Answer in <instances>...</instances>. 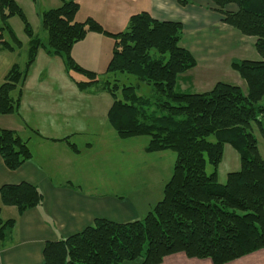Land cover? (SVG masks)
<instances>
[{"label":"trees","instance_id":"1","mask_svg":"<svg viewBox=\"0 0 264 264\" xmlns=\"http://www.w3.org/2000/svg\"><path fill=\"white\" fill-rule=\"evenodd\" d=\"M176 1L181 7L190 3ZM211 2L223 24L254 39L260 59L230 65L245 83L246 92L225 83H216L202 94L177 90L181 76L196 67L193 56L181 46L183 28L178 22H159L144 11L129 18L125 31L110 34L92 19L76 22L79 5L61 0L58 8L39 15L47 37L43 43L22 9L13 0H0V50L13 52L21 46L8 23L11 18L20 20L28 39L24 67L11 66L0 84V116L18 113L21 89L39 50L62 60L79 91L97 86L99 75L84 70L71 57L75 44L88 33H96L113 40L103 73L107 80L101 84L112 99L109 125L120 139L147 137V153H175L162 199L142 220H94L77 234L46 243L42 264H162L176 254L229 264L264 250V161L252 133L255 126L264 140V103L258 105L264 97V0ZM70 73L86 81L77 82ZM118 74L150 87L152 97L139 96V84L113 81L111 85L109 77ZM225 145L237 153L239 170L227 174L222 185L217 170ZM0 159L13 172L31 159V152L15 132L0 129ZM0 202L22 215L41 206L43 196L27 183L4 185ZM14 225L13 219L4 221L0 216L1 244Z\"/></svg>","mask_w":264,"mask_h":264},{"label":"crops","instance_id":"2","mask_svg":"<svg viewBox=\"0 0 264 264\" xmlns=\"http://www.w3.org/2000/svg\"><path fill=\"white\" fill-rule=\"evenodd\" d=\"M13 1L22 9L34 34L32 26L43 30L39 15L61 5V0ZM71 1L79 5L76 22L92 19L110 34L125 31L129 18L144 11L156 21L180 23L183 28L181 46L196 61V67L187 73L201 65L204 74L212 75L216 74L220 67L232 70L230 65L233 61L260 59L257 53L253 54L251 51V48H254V39L244 37L223 24L211 0H190L184 7L179 6L176 0ZM233 8L229 7L232 11ZM13 19L8 21L11 28ZM12 29L16 34L15 29ZM16 30L20 31L18 28ZM17 39L20 41L18 37ZM25 40L28 46V39ZM20 43L22 45L21 41ZM112 44L113 40L106 36L88 33L81 42L73 46L71 57L84 70L97 75L103 74L111 59ZM2 52L15 55L18 49L13 52L0 50V53ZM41 63L44 65L42 71L47 74L45 77H52L50 79L56 76L55 65L59 69L63 67L60 58L48 56L39 50L31 72L38 70ZM14 64L19 66L14 62L4 64L6 69L3 79ZM235 74L230 73L236 78V83H240L237 79L239 76ZM71 81L75 86L73 80ZM182 88L185 89V86ZM78 94L81 95L80 99H87L83 93H22L18 113L0 116V129L15 132L24 139L31 152V159L13 172L8 171L0 159V187L27 183L35 186L43 196L41 206L22 215H19L15 208L4 207L0 202L1 219L15 221L10 235L4 243H0V264H42V252L46 243L64 240L77 234L97 219L115 223L142 220L140 211L130 199L118 195L117 192L102 190L98 185H88L90 183L85 179L86 167L79 159L81 151L72 141L73 136L78 133L66 131L64 128L70 125V122L81 124L76 112L71 109L76 105ZM107 95L111 103L108 104L106 118L112 104L110 95ZM87 103L93 107L96 105L95 99H87ZM63 109L67 110L64 114ZM84 147L88 149L91 145L85 144ZM83 182H86L87 188L83 187ZM162 264L211 262L187 259L183 254H176L165 258ZM229 264H264V250Z\"/></svg>","mask_w":264,"mask_h":264},{"label":"rangeland","instance_id":"3","mask_svg":"<svg viewBox=\"0 0 264 264\" xmlns=\"http://www.w3.org/2000/svg\"><path fill=\"white\" fill-rule=\"evenodd\" d=\"M11 23L12 28L17 33L13 32L20 39L22 45L18 48V52L15 55H9L7 52L0 53V84L3 83L2 76L6 69L4 64L8 65L14 62L19 64V67L22 69L27 59L28 46L26 38H24L26 36L22 32V23L18 18H14ZM32 27L37 37L43 43L46 42V33L41 29ZM16 28L20 31H17ZM251 49L252 53L256 54L254 48L252 47ZM40 51L41 53L44 52L43 50ZM111 51L112 47L110 48ZM248 51L251 52L250 47H248ZM247 55V58H249V53ZM42 67L44 65L41 63L35 72H31L32 68L29 69L21 93H83L82 95H85L87 99H95L96 105L93 107L87 103L86 98L80 99L81 95L78 94L79 98L76 100V105L75 107L72 106L71 109L76 112L78 121L81 124L67 120L70 122V125L64 128L66 131L78 133L73 136L74 139L72 141L81 151L79 159L86 167L87 175L85 179L90 183L88 185H98L102 190H107L110 193L117 192L118 195H123L125 198L130 199L140 211L142 215L140 219H143L162 199L164 184L172 175L175 153L172 151L147 153L145 151V147L149 141L147 137L134 139H120L117 137L106 118V110L111 100L107 95L108 93L101 88V84L107 80L103 74H99L97 86L86 91H79L69 79L64 65L61 69L57 68L56 65L54 66V74L56 75L54 79H50L52 77H45L47 74L45 71H42ZM229 71L232 75H236L232 70L224 67H220L216 74H204L203 66L199 65L194 71L181 76L177 83V90L191 94H202L210 91L216 83H225L238 86L243 92H246L245 83L239 80V78L237 79L240 83H236V78L231 76L228 73ZM70 74L77 82L86 81L84 77L76 73ZM109 78L111 79V85L113 81L126 86L139 84V88L137 89L139 96L151 98L153 95L150 87L138 83L133 77L118 74ZM183 86H185V89L182 88ZM15 95V92L12 93L13 97ZM117 98H121L119 93L117 94ZM263 103L264 97L258 105H262ZM66 111L63 109V114ZM252 133L257 140V147L264 161V140L260 137L255 126L252 127ZM22 140L24 141V139ZM210 140L213 141V138ZM85 144H89L91 147L85 149ZM238 170L239 157L237 153L230 146L225 145L223 158L217 170L218 182L222 185L225 184L227 174ZM211 172V167L207 165L206 173L210 174ZM85 183H82L83 187L87 188V184Z\"/></svg>","mask_w":264,"mask_h":264}]
</instances>
